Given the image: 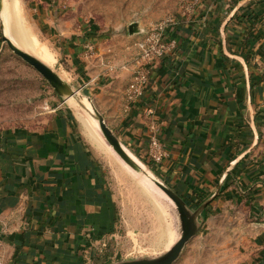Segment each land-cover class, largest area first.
Returning a JSON list of instances; mask_svg holds the SVG:
<instances>
[{
	"label": "crops",
	"instance_id": "crops-1",
	"mask_svg": "<svg viewBox=\"0 0 264 264\" xmlns=\"http://www.w3.org/2000/svg\"><path fill=\"white\" fill-rule=\"evenodd\" d=\"M194 9L174 20L167 39L175 49L151 63L137 104L126 101L128 83L105 84L95 73L81 89L137 156H147L153 134L168 145L170 158L158 171L180 197L208 200L228 170L215 201L243 199L264 228V0H199ZM67 24L57 26L58 56L75 65L80 82L85 68L75 62L84 38ZM138 28L139 36L148 30ZM56 122L18 155L0 156L4 264H83L88 236L113 226L96 163L74 128Z\"/></svg>",
	"mask_w": 264,
	"mask_h": 264
},
{
	"label": "rangeland",
	"instance_id": "rangeland-1",
	"mask_svg": "<svg viewBox=\"0 0 264 264\" xmlns=\"http://www.w3.org/2000/svg\"><path fill=\"white\" fill-rule=\"evenodd\" d=\"M198 1L18 0V8L25 26L50 54L49 66L45 65L78 91L80 96H87L86 89L82 91L81 88H86L92 82L88 81L91 79L89 74L101 75L105 84L115 81L119 82L120 87L129 84L133 72L132 63L139 54L137 44L144 37L130 35L131 25L137 24L138 27L149 29L151 24L166 18L171 17L176 21L195 10ZM3 6L0 18L1 159L4 152L12 151L18 155L27 141H35L41 135L44 139L47 134L53 133L57 118L63 120V125L69 123L96 163L115 213L110 231L102 230L101 233L94 232V235L88 236L82 263L117 264L163 256L178 240L182 232L180 223L175 210L157 194L160 193L172 203L170 198L162 190L151 188L145 177L138 180V173L143 172L150 181L160 186L163 185L161 180L165 182L162 173L149 164L146 157L138 156L148 170L124 147L131 162L133 159L132 166L119 158L92 120L89 104L86 103L88 108H82L72 99L60 97L38 71L10 49L2 39L1 22L4 24L5 19V35L17 48L35 57L7 35L13 21V5L9 0H3ZM40 8L42 20L39 16ZM9 15H12V19ZM60 19L68 22L69 30L77 29L80 37L84 38L81 55L75 62L76 67L78 64L82 70L85 68L80 75V82L77 73L71 71L75 65L58 56L57 26ZM87 42L94 45V53L89 57L85 55L84 48ZM108 66L113 67V72L106 70ZM124 66L127 69H123ZM80 117L87 119L92 133L81 124ZM105 122L110 128L109 122ZM111 130L119 138L118 133ZM204 201L187 205L194 212ZM212 202L197 220L196 235L184 246L173 264H264V228L258 226L262 221L254 215L253 205L234 198Z\"/></svg>",
	"mask_w": 264,
	"mask_h": 264
},
{
	"label": "water",
	"instance_id": "water-1",
	"mask_svg": "<svg viewBox=\"0 0 264 264\" xmlns=\"http://www.w3.org/2000/svg\"><path fill=\"white\" fill-rule=\"evenodd\" d=\"M2 11H3V0H0V18L2 16ZM3 25L4 24L1 22L2 39L4 42H6L8 44L10 49L17 56L22 58L26 63H28L30 66H32L36 71H38L40 73V75L54 88V90L59 94L60 97H62L64 99H72L73 102L80 105L82 108H88L86 106V103H88L89 107L91 108V118L94 121V123L97 125L100 133L102 134L104 140L106 141V143L108 144L110 149L114 153L119 155V157L122 158L128 165L132 166V162L127 157V154L125 153L124 148L128 149L138 159H139V157L135 153H133L112 132V130L106 124L105 119L102 116V114L96 109L95 105L92 102V99L89 96H80L78 91H75L62 78H60L56 73H54L47 65H45L44 63H42L41 61H39L35 57L29 55L28 53L22 51L21 49L17 48L12 43V40L5 35ZM139 32H140V30H139L137 24H133L129 27L130 35L138 34ZM254 136H255V143L254 144L256 145L258 143V137H259L258 133L254 132ZM243 156H245V155H243ZM242 157L233 161L230 164V167L238 164ZM141 163L146 167V165L142 161H141ZM137 171L139 172V169ZM227 172H228V170H226L223 177L221 178L215 194L212 197H210L208 200L204 201L202 203V205H200L194 212H191L187 203L182 199V197H180L174 190H172V188H170L168 185H166L165 182H163L161 180L163 185L159 186L158 184H156L159 187L160 191L162 190L172 201L173 204L169 200H167L165 197H163L160 193H159L160 195L157 194L161 199L166 201L175 210L176 216H177V219L180 223V227H181L182 232H181L178 240L175 242V244H173V246L170 249H168L167 252L161 257L151 258V259L132 260V261L120 262L117 264H173L178 259V257L180 256L184 246L188 243V241L193 236L196 235V232L198 229L197 220L204 214L206 207L212 201H214L215 198L220 194V192L223 188V182H224V178H225V175ZM138 176H139L138 180H139V178L141 179L142 177H145V179H147L150 183H152L150 181V178L147 176V174L140 172V173H138Z\"/></svg>",
	"mask_w": 264,
	"mask_h": 264
},
{
	"label": "built area",
	"instance_id": "built-area-1",
	"mask_svg": "<svg viewBox=\"0 0 264 264\" xmlns=\"http://www.w3.org/2000/svg\"><path fill=\"white\" fill-rule=\"evenodd\" d=\"M173 18H166L157 23L150 25L143 39L137 44L139 54L133 61V72L129 84L126 88V101L128 105L137 104L144 96L149 75L151 63L155 60L162 59L165 54L175 49L176 41L168 40L167 33L174 25ZM85 55L87 57L94 53V45L87 42L84 46ZM123 69H127L126 66ZM147 162L160 167L165 161L170 158V150L168 145L153 134L149 138ZM0 264H4V254L0 241Z\"/></svg>",
	"mask_w": 264,
	"mask_h": 264
},
{
	"label": "bare ground",
	"instance_id": "bare-ground-1",
	"mask_svg": "<svg viewBox=\"0 0 264 264\" xmlns=\"http://www.w3.org/2000/svg\"><path fill=\"white\" fill-rule=\"evenodd\" d=\"M11 1V4L13 5V21L12 25L10 26L9 30H7V35L10 36L14 41H16L18 44L22 45L24 48L28 49L32 54H34L35 57H37L38 59H40L41 61L44 62V64H48L51 61V57L49 52L42 47V45L40 46L39 41L31 34V32L28 30V28L25 26V24L23 23L22 18L20 17V11L18 8V0H9ZM5 4V3H4ZM7 6V5H6ZM4 7V6H3ZM8 7V6H7ZM6 7V8H7ZM12 7V6H11ZM5 8V9H6ZM9 8V7H8ZM7 10V9H6ZM10 11V10H9ZM7 12V11H5ZM6 14V13H5ZM11 14V12H10ZM11 16L12 19V15ZM5 18V17H4ZM9 19V20H11ZM6 20V19H5ZM5 20H4V24H5ZM3 21V20H2ZM8 22V21H7ZM10 22V21H9ZM10 24V23H9ZM4 27V26H3ZM7 28V26H6ZM16 44V45H18ZM22 48V47H21ZM23 49V48H22ZM27 50V51H28ZM80 119L82 120V123L85 127V129L89 132L92 133V130L90 129L89 123L87 121L86 118L84 117H80ZM91 136H93L91 134ZM96 139V138H94ZM93 139V141H95ZM100 145V144H98ZM120 158V157H119ZM113 159V158H112ZM131 160V159H130ZM133 162V159H132ZM135 164V163H134ZM136 165V164H135ZM130 166V165H129ZM133 168V167H132ZM134 170V169H133ZM146 170V169H145ZM135 171V170H134ZM136 173V172H135ZM143 178V177H142ZM144 179V178H143ZM144 182V181H143ZM148 182V181H147ZM152 183L148 182L149 186L153 189H156L157 191H160L159 187L156 185L155 182L151 181ZM145 183V182H144ZM153 192V191H152ZM145 194V192H144ZM147 197V195L145 196ZM148 198V197H147ZM151 200V199H150ZM155 207V206H154ZM156 208V207H155ZM158 212V210H157ZM156 212V213H157ZM158 216V215H157ZM166 236V235H165ZM160 240V239H159ZM163 243V242H162ZM165 243V242H164ZM163 243V244H164ZM166 243H168V241L166 240ZM165 245V244H164Z\"/></svg>",
	"mask_w": 264,
	"mask_h": 264
},
{
	"label": "trees",
	"instance_id": "trees-1",
	"mask_svg": "<svg viewBox=\"0 0 264 264\" xmlns=\"http://www.w3.org/2000/svg\"><path fill=\"white\" fill-rule=\"evenodd\" d=\"M238 1V0H237ZM235 17H237V15L235 16ZM242 57L245 59V61H246V63H248V57L244 54V53H242ZM259 115V113L258 112H256V118H257V116ZM256 125H257V128L258 129H260L261 127H262V123H260V122H258L257 120H256ZM185 200V202L188 204V205H192V204H194V203H196V204H200V202L202 201H189V200H187V199H184ZM213 203V202H212ZM212 203L211 204H209V206L210 205H212ZM208 206V207H209Z\"/></svg>",
	"mask_w": 264,
	"mask_h": 264
}]
</instances>
